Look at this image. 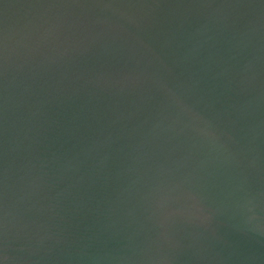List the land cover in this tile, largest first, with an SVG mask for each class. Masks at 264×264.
Here are the masks:
<instances>
[{
    "label": "water",
    "instance_id": "water-1",
    "mask_svg": "<svg viewBox=\"0 0 264 264\" xmlns=\"http://www.w3.org/2000/svg\"><path fill=\"white\" fill-rule=\"evenodd\" d=\"M0 264H264V0H0Z\"/></svg>",
    "mask_w": 264,
    "mask_h": 264
}]
</instances>
